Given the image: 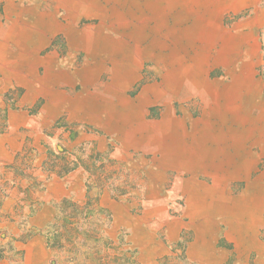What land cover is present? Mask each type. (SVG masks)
Instances as JSON below:
<instances>
[{
	"label": "crops",
	"instance_id": "1",
	"mask_svg": "<svg viewBox=\"0 0 264 264\" xmlns=\"http://www.w3.org/2000/svg\"><path fill=\"white\" fill-rule=\"evenodd\" d=\"M225 2L235 13L264 5V0ZM98 3L102 4L100 0H70L67 23L55 13H39L29 24L20 19L7 25L0 17V110L6 109V116L0 115V189L7 194L2 195L0 230L8 238H16L0 264H54L45 228L55 219V205L67 197L95 192L100 184L99 202L104 207L118 206L128 213L140 203L146 206L133 226L147 264H159L165 260L163 255L178 254L177 248L174 253L167 244L177 245L186 232L206 238L208 229L214 230L212 236L217 235L221 226L237 221L245 233L248 213L264 210L248 200L253 169L246 149L232 152L209 147L207 153L200 149V127L193 121V113L200 107L206 111L200 96L206 81L198 76L201 69L205 72L223 64L216 57H205L209 50L197 54L194 12L180 10L170 15L174 23L165 37L170 35L171 44L162 40L159 47L136 56V47L131 49L129 40L115 38V28L77 29L71 24L98 15L94 7ZM183 3L176 0V4ZM189 3L194 5V0ZM59 34L66 45L57 41ZM146 58H158L166 72L157 82L142 83L136 92L143 78L137 61ZM157 106L161 108L155 114L151 108ZM52 147L63 151L65 158L51 162L48 150ZM82 147L113 158L119 147L132 172L144 169L138 187L130 192H169V199H177L174 192H182L187 195L184 212L170 215V206L162 202L161 195L159 200L145 193V199L115 201L106 181L114 178L112 166L97 170L102 162L76 155ZM149 154L155 155L151 163L146 158ZM22 169L27 172L18 177ZM261 179L258 176L253 182L261 185ZM23 192L34 194L25 220L28 233L25 224L14 221L20 215L11 204ZM164 200L168 198L164 196ZM229 234L226 238L231 240ZM187 252L194 259H203L192 245ZM213 254L209 259L213 264L227 261L224 253Z\"/></svg>",
	"mask_w": 264,
	"mask_h": 264
},
{
	"label": "rangeland",
	"instance_id": "2",
	"mask_svg": "<svg viewBox=\"0 0 264 264\" xmlns=\"http://www.w3.org/2000/svg\"><path fill=\"white\" fill-rule=\"evenodd\" d=\"M69 1L0 0V17L7 25L20 19L29 24L31 19H38L39 13H55L57 19L67 23L70 15ZM100 1L101 5L99 3L94 5L98 9V15L82 17L72 21L71 24L77 29H102V26L104 29L115 28V38L129 40L132 44L131 49L136 47L134 48L136 56L143 50L159 47L162 40H167L168 44H171L170 35L165 37V33L170 31L169 28L174 23L170 19V15L180 10H183L184 14H190L189 11L194 12L193 21L196 29L193 34L196 36V45L198 46L196 50L199 51L197 54L201 56L209 50L210 53H206L204 56L216 57L218 60H222L223 64L220 67H208L205 72L201 69L198 76L206 81V84L202 86L206 90L200 92L201 98L206 102V111L200 107L194 108L193 113V121H198L200 127V136H198L200 149L205 153L209 147L212 150L222 147L232 152L245 151L246 149L249 165L251 164L253 169L248 182V200L249 202L256 201L259 208L264 209V5L235 13L225 0H194V5L188 4V1L192 0H184L183 4H176V0ZM167 13L168 15H166ZM63 40L62 34H59L57 41L66 45ZM157 62L158 58L137 61L143 78L136 85V92L142 83L157 82L166 72L165 67L158 65ZM192 71L186 69L188 73H192ZM170 75L172 73H169ZM12 103L13 101H11V105ZM209 104H211L210 107H208ZM159 108L161 107H153L151 111L156 114ZM0 112L4 118L6 109H1ZM118 148L115 150V158L108 153H100L88 149V147L86 149L82 147L81 153H76V155L78 157L88 155L86 158L89 160L95 159L102 162V165L97 167V170L100 171L103 170L104 165L106 168L112 166L110 173L113 172L111 177L113 178L114 174V178L106 179V181L113 189V192L110 193L115 201L127 203L134 199H145V196H142L145 193H148L153 200H159L161 195L163 196L162 202H166L170 206V215H181L187 206V195H183L182 192H174L179 195L177 199L173 197L169 199V192H130L133 188L138 187L139 177L144 173V169L132 172L128 167L129 159L125 158ZM48 151L53 163L63 157V151L57 147H52ZM119 152L120 154H117ZM137 155L135 154L134 158L138 157ZM154 157V154L146 156L150 163L155 160ZM72 166L74 164L67 168ZM26 172L27 170L22 169V174L19 172L17 175L18 177L19 175L24 176ZM258 176H262V179L258 180V182L261 181V185L253 182ZM209 183L212 184V181L209 180ZM100 186L101 184L93 190L95 192H85L83 197L73 196L62 199L55 205L56 215H61L60 208L73 210L69 203L63 204L65 199L81 206L85 204L89 196L99 199L101 192H98V189ZM0 192L1 208L4 202L2 195L7 194L1 189ZM139 195H141L140 198H138ZM33 196L32 192L31 194L30 192L19 193V199L15 203H11L14 210L20 215H17L16 219L13 218L18 225L21 222L25 224L27 215L32 210L30 202L34 199ZM164 196L168 200H164ZM157 203L164 206L160 202ZM140 204L131 208L128 213L118 206L113 209L100 204L110 213L111 222L108 226L106 213L94 215L90 223L79 229L73 223L64 227L61 225L58 227L54 225L53 228L47 226L45 234L47 231L57 230L60 235L59 241L64 244L62 248L53 249L54 264H129L126 257H130L132 254L136 256L137 264H147L143 259L141 245L133 226L138 217L143 216L146 211L144 203ZM149 204L153 205V202H149ZM248 217L247 226L243 227L245 233L239 230L237 221L221 226L220 234L217 235L212 236L214 230L208 229L206 238L202 235L195 237L193 233V235H189V232H186L177 245L170 247V244H167L174 253L177 248L178 254L163 255L165 260L160 261L159 264H171L170 262L173 264H213L209 259L214 257V251L228 256L224 264H264V210L261 213L256 210L249 212ZM185 219L188 221L189 217L187 216ZM27 228L26 225L25 233H28ZM200 231L204 232L203 229ZM229 233L233 235L231 240L226 238V235H231ZM3 234L0 235V238L4 237L1 240L2 245L9 240L8 233ZM159 234L167 243L166 237L160 232ZM204 240L207 241L206 244H203ZM192 242L194 244H191ZM188 245H192L195 251L201 253L203 259H194L189 256Z\"/></svg>",
	"mask_w": 264,
	"mask_h": 264
},
{
	"label": "trees",
	"instance_id": "3",
	"mask_svg": "<svg viewBox=\"0 0 264 264\" xmlns=\"http://www.w3.org/2000/svg\"><path fill=\"white\" fill-rule=\"evenodd\" d=\"M67 203L70 204L73 210L69 211L67 209L60 208L59 213L61 215L57 214L55 216V219L48 225V227L53 228L54 225L55 227H58L59 225L64 227L69 223H73L75 226H77V229H79V228H82L85 224L90 223L94 215H97V214L99 215L102 213L107 214V217H108L107 226L110 225V222H111L110 213H108L107 210L99 204L98 197L91 198L89 196L83 206L77 203H73L69 201L68 199H65L63 201V204H67ZM1 234H3V232L0 230V235ZM46 236L49 241V245L52 249L56 247H61V248L64 247L63 246L64 244L59 241L60 235L57 230L54 229L53 231H47ZM5 238H6V235H5ZM3 239L4 237L0 238V260L8 256L7 255L8 252H10L13 247V244H12L13 240H15L16 238L15 237L9 238V240H7V243L2 245L1 240ZM20 256L22 257V254ZM126 260L129 261V264H137L135 262L136 256H134L133 254L130 257H126Z\"/></svg>",
	"mask_w": 264,
	"mask_h": 264
},
{
	"label": "bare ground",
	"instance_id": "4",
	"mask_svg": "<svg viewBox=\"0 0 264 264\" xmlns=\"http://www.w3.org/2000/svg\"><path fill=\"white\" fill-rule=\"evenodd\" d=\"M177 40V39H176ZM140 55V54H139ZM166 57V56H165ZM167 62V61H166ZM170 62H171V59H170ZM190 70V69H189Z\"/></svg>",
	"mask_w": 264,
	"mask_h": 264
}]
</instances>
